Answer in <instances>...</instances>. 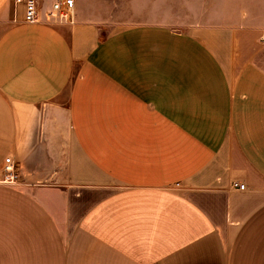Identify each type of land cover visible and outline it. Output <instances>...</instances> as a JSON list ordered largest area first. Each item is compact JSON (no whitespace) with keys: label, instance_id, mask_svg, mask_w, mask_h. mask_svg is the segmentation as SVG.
I'll return each mask as SVG.
<instances>
[{"label":"crops","instance_id":"crops-1","mask_svg":"<svg viewBox=\"0 0 264 264\" xmlns=\"http://www.w3.org/2000/svg\"><path fill=\"white\" fill-rule=\"evenodd\" d=\"M74 1L0 0V264H264V0Z\"/></svg>","mask_w":264,"mask_h":264},{"label":"built area","instance_id":"built-area-1","mask_svg":"<svg viewBox=\"0 0 264 264\" xmlns=\"http://www.w3.org/2000/svg\"><path fill=\"white\" fill-rule=\"evenodd\" d=\"M14 5L23 6V19L27 23H36L42 20L61 24L75 23V1L74 0H54L44 10L38 6V0H12ZM3 175L1 182L7 185L17 184V173L14 165L7 160L2 166ZM235 187L244 189V184L234 183Z\"/></svg>","mask_w":264,"mask_h":264},{"label":"rangeland","instance_id":"rangeland-1","mask_svg":"<svg viewBox=\"0 0 264 264\" xmlns=\"http://www.w3.org/2000/svg\"><path fill=\"white\" fill-rule=\"evenodd\" d=\"M118 3H120V0H112L113 6L117 5ZM95 11L97 12V19L100 20V23L105 26V28H110L113 26V24L125 22L124 20L130 18L126 13H120L119 8L104 9L97 7ZM109 12H111V14H109Z\"/></svg>","mask_w":264,"mask_h":264}]
</instances>
